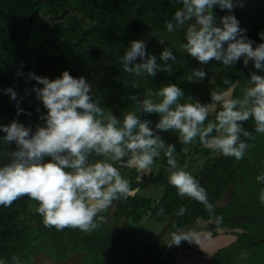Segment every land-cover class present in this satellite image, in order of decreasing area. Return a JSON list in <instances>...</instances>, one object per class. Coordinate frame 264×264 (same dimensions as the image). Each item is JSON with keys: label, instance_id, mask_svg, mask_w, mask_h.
Wrapping results in <instances>:
<instances>
[{"label": "clouds", "instance_id": "clouds-1", "mask_svg": "<svg viewBox=\"0 0 264 264\" xmlns=\"http://www.w3.org/2000/svg\"><path fill=\"white\" fill-rule=\"evenodd\" d=\"M180 2L182 8L174 14L175 24L168 22L166 28L172 32L177 26L187 25L183 48L188 55L201 64L215 60L227 67L243 58L245 66L251 60L255 69L264 72V43L253 47V41L244 35L246 29L239 26L234 15L221 17L220 26H216L213 7L231 11L236 6L234 0ZM259 35L264 40V32ZM138 59L141 62H136ZM175 59L171 49L165 47L160 53V60L165 63L158 64L156 57L147 53L145 41L134 40L122 57L123 70L137 76L146 73L154 77L158 71L170 74L172 65L167 61ZM28 75L43 86L34 87V91L46 109V114L40 117L44 124L38 125L35 132L16 120L0 125L5 144L16 145V150L6 152L9 163L0 166V206L9 207L27 196L37 202L44 226L58 231L75 228L91 234L99 227L98 214L113 206V201L127 198L134 191L113 162L128 157L140 169L148 170L160 150L165 149L167 163L174 169L168 183L176 188L179 196L195 199L209 213L213 211L206 190L193 175L177 167L175 146L166 145L149 126L151 121L139 118V111L159 114L155 129L177 131L181 144L189 145L198 137L203 146L237 161L244 157L249 147L245 140L251 137L242 127L243 122L251 118L255 132L264 134V75L251 73L241 98L212 93L211 100L219 110L206 126L210 116L208 104L179 103L184 91L176 84H166L157 93L148 91L139 101L131 95L129 99L137 101L138 109L118 119L110 111L106 113L98 99L93 98L92 86L83 77L75 78L66 70L55 79L34 73ZM205 76L203 69H195L187 80L197 82ZM5 93L10 99H16L13 89L7 88ZM154 97L159 98L158 102ZM21 111L17 106V114ZM93 154L103 159L90 162ZM45 157L50 160L45 162ZM255 179L264 183V173ZM260 202L264 203V190ZM213 218L222 220V217ZM99 220L103 222L104 217L100 216ZM182 240L190 239L173 233L170 242L179 245ZM12 259L14 264H19L17 256Z\"/></svg>", "mask_w": 264, "mask_h": 264}, {"label": "trees", "instance_id": "trees-1", "mask_svg": "<svg viewBox=\"0 0 264 264\" xmlns=\"http://www.w3.org/2000/svg\"><path fill=\"white\" fill-rule=\"evenodd\" d=\"M234 4L236 6L231 11L213 7L216 26H220L221 17L234 15L239 21V26L246 29L244 35L253 41V47L264 43L259 35L264 32V0H234ZM181 8L180 0H0V121L7 125L12 120L25 126L33 124L31 129H35L37 124L43 126L44 121L40 117L46 114V109L34 91V87L43 86L30 79L28 74L34 73L36 76L55 79L66 70L73 77L78 78V72L81 74L87 66L88 60L92 56L91 51L96 47L99 51L104 52L103 60H105L106 69L112 73L121 74L125 90L130 88L131 95H135L137 101L143 100L148 91L157 93L158 90L154 82L149 80L150 78L143 74L138 78L135 74L124 72L122 57L128 51L130 42L136 40V31H134L136 27L145 24L148 37L158 38L161 35H166L169 33L166 24L168 22L175 24L174 14ZM65 10L69 11V15L61 22L49 23L50 26L44 20L41 23L36 22L38 13L41 11L44 19L45 16L55 17ZM30 15L31 24L29 26ZM138 37L143 41L140 36ZM184 43H186L185 40ZM183 44L179 46L177 43H173L171 46H164L170 48L176 57L174 62L168 60L169 65L172 64L178 71H182V65L185 63L189 67L187 69L189 71L183 72V78H180L182 82L179 88L184 91V96L180 98L179 103L199 101L204 104L211 98L212 92H222L230 87L233 88V98L235 99L240 96L241 89L246 86L251 73L264 75V72L253 67L251 60H249L250 66L245 69L243 58L229 67L215 60L200 66L199 61L195 58L192 59L193 57L185 52ZM31 54L33 57H29ZM45 66L49 68L53 76L42 71ZM199 68L206 72L205 78L199 80L197 84L190 83L187 80L188 76L193 70ZM214 76H216L215 81L210 84L209 81ZM137 79L140 82H137ZM225 81L232 83L228 84ZM237 81L238 83H236ZM199 87L206 91L205 98L198 96ZM7 88L13 89L18 98L10 99L9 95L5 93ZM154 100L158 102L159 98L156 97ZM137 101L129 102V109H127L128 104L125 100H121L122 103L120 102L114 116L122 119L125 113L136 111L138 109ZM17 106L22 109L19 114H17ZM108 107L111 112L112 104ZM137 115L141 120L151 121L149 126L160 138L165 136L167 132L155 129V124L160 119L159 114H145V112L139 111ZM213 119L214 117H209V120L205 121V126ZM249 125H251V119L248 120L247 126ZM250 133L251 137L245 140L249 145L248 155L239 161L233 157L221 156V159L215 160L214 165H207V167H211V170L206 175V179L217 178L212 180L213 184H217L224 181L225 176L236 177V174L240 173L248 176L250 165H253V169H255L251 174L254 178L264 173V157L259 159L257 165L253 162L255 150H258L260 155H264V134L255 132V126ZM177 135H179L178 132ZM194 141L200 143L198 137ZM0 144H2L1 141ZM6 152H10V150L7 145L3 144L0 146V154L7 160H0V166L9 163ZM97 159L99 156L94 154L89 157L90 162ZM44 160L47 162L50 157H45ZM229 162H232V166ZM258 183L261 193L264 190V183ZM37 206V202L27 196L17 199L9 207L0 206V237L12 236L14 237L13 245H16L22 239L21 237H24L28 232H35L33 229L35 227L28 226L32 219H40L35 214ZM254 214L257 221L246 220L245 222L247 225L245 227L248 229L250 227L249 230H252L253 234L243 237L242 245L244 247H242H248L249 254L242 258V264H264V242H261V239L264 238V212ZM22 219L26 222H22ZM36 224L39 226L38 229H42L40 222L36 221ZM108 235H110L109 232ZM249 239L252 241L258 239L259 242L248 244ZM238 249H231L230 252L237 253ZM84 253L91 256L97 254L98 249L95 244L89 242L84 244ZM223 264L231 263L223 262Z\"/></svg>", "mask_w": 264, "mask_h": 264}, {"label": "flooded vegetation", "instance_id": "flooded-vegetation-1", "mask_svg": "<svg viewBox=\"0 0 264 264\" xmlns=\"http://www.w3.org/2000/svg\"><path fill=\"white\" fill-rule=\"evenodd\" d=\"M42 14V11L38 13L36 22L44 20L50 26L49 20L54 16H45L43 19ZM68 15L69 12L65 18ZM249 66L248 62L245 69ZM215 78L212 77L209 83L213 84ZM190 83L197 84L198 81ZM247 86L248 82L244 88ZM244 88L238 98L242 97ZM228 89L218 93L233 98V88L230 94L227 93ZM198 96L205 98L206 91L199 87ZM206 104L210 110L209 117H214L219 106L211 98ZM247 125L248 121H245L242 127L250 132L255 123L251 119V125ZM33 126L31 124L26 127ZM36 127L32 132H35ZM178 137L177 131L171 130L161 139L166 145L175 146L177 167L193 175L206 190L208 201L213 205L211 213L197 200L179 196L176 188L168 183V176L174 169L167 163L164 155L166 149L160 150L148 170L140 169L134 160L125 157L113 164L119 168L122 177L128 180L134 191L127 198L113 201V206L98 214L96 222L99 227L96 230L91 234L75 228L58 231L54 227H45L42 217L35 212L40 219H32L28 226L35 227V232H28L16 245H13L14 237H0V262L14 264L12 258L15 255L19 264H242V258L249 254V248H243V237L253 234L250 227L246 228L245 222L257 221L254 213L258 209L257 199L261 195L259 193L255 196V191L260 189L259 183L251 176L255 171L254 166L250 165L248 176L242 173L236 174V177L225 176L224 181L213 184L212 180L217 178L206 179L211 170L207 165H214L215 160L221 159L223 154L206 149L197 141L189 145L181 144ZM195 155L203 158L199 167H196L199 160ZM261 157L264 155L255 150V165ZM100 159L103 157L97 160ZM229 164L232 166V162ZM249 192L252 198L247 196ZM100 216L104 217L103 222L99 220ZM213 217H222V220ZM36 221L41 223L42 229L37 228L39 226ZM22 222L26 221L22 219ZM173 233L187 236L190 240H182L179 245L171 244ZM89 242L95 244L97 254L88 256L84 253V244ZM258 242V239H249L248 244ZM261 242H264V238ZM234 248H239L237 253L230 252Z\"/></svg>", "mask_w": 264, "mask_h": 264}, {"label": "rangeland", "instance_id": "rangeland-1", "mask_svg": "<svg viewBox=\"0 0 264 264\" xmlns=\"http://www.w3.org/2000/svg\"><path fill=\"white\" fill-rule=\"evenodd\" d=\"M186 27L187 25H185L184 28H180L179 26H177L174 31L169 32L166 35H161L158 38L147 36L146 34L147 27L145 24L139 27H136V30L134 29L133 30L136 31L135 32L136 40H140L138 37L140 36L143 39V41H145L147 53H149L150 55H154L156 57L158 64H164L165 62L160 60V53L164 50L165 48L164 46L165 45L171 46V44L173 43H177V45L181 46L184 41V34H185ZM159 40H163L166 44L165 43L161 44ZM91 54L92 56L89 58L87 66L82 70L81 74H79L78 72L77 76L78 78L79 77L85 78V80L92 86L93 98L98 99L99 105L104 108L106 113L110 111L109 109L110 107H108V105L110 106V104H112L111 113L114 115L119 107V104L122 103L121 100H125L126 104L132 101L131 99H129V97L131 96V89L127 88V90H125L126 88L123 86V83L121 81L122 76L120 73H112L106 69L104 65L105 60H103L104 59L103 51H99L96 47L93 51H91ZM29 57H33V54H31ZM138 62H141V61L138 60ZM167 63L169 62L167 61ZM188 68L189 67H187L185 63L182 65V71L180 70L178 71L177 68H175L172 65V71L170 74L164 71H158L154 77H149L146 73H144L143 75L145 77L150 78L149 80L154 82L157 90L159 91L160 88H162L163 86L169 83L176 84L179 87L182 82L180 78L181 77L183 78L182 73L183 72L186 73L187 71H189L187 70ZM50 75L53 76V74H50ZM137 77L139 78L140 75ZM137 82H140V80L137 79ZM128 92L130 93L129 95H128ZM155 98L156 97H154V99ZM129 104H128L127 109H129ZM0 123H2L3 125H7L1 121ZM4 135L5 133L0 132V141L2 142L0 146L5 144V142L2 139ZM5 145H7V148L10 150V152L16 150L15 143L5 144ZM204 148L207 149V147L205 146ZM196 159L199 160V164L196 165V167L201 166V162H203V158L198 155L196 156ZM0 160L6 161L7 159H5L2 156V154H0ZM259 193L260 191L256 190L255 196ZM247 196L251 198L253 197L250 192L247 194ZM257 200H258V206H257L258 209L255 211V213H262L264 212V203L260 202V197Z\"/></svg>", "mask_w": 264, "mask_h": 264}, {"label": "water", "instance_id": "water-1", "mask_svg": "<svg viewBox=\"0 0 264 264\" xmlns=\"http://www.w3.org/2000/svg\"><path fill=\"white\" fill-rule=\"evenodd\" d=\"M68 12H69L68 10H65V11L61 12V13H60V16H57V17L51 18V19L49 20V22H50V23H55V22L62 21V19L65 18V16L68 14ZM42 71H43L44 73H46L47 75L51 74V73H50V70H49V68H48L47 66H45V67L42 69ZM231 91H232V88H229L228 91H227V93L230 94ZM59 264H63V263H59Z\"/></svg>", "mask_w": 264, "mask_h": 264}]
</instances>
